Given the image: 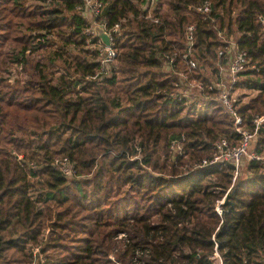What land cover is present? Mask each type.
Returning a JSON list of instances; mask_svg holds the SVG:
<instances>
[{
  "label": "trees",
  "instance_id": "1",
  "mask_svg": "<svg viewBox=\"0 0 264 264\" xmlns=\"http://www.w3.org/2000/svg\"><path fill=\"white\" fill-rule=\"evenodd\" d=\"M203 1L159 0L147 18L144 0H103L96 20L120 23L116 58L92 79L98 51L77 12L83 0H0V264L31 263L46 228L43 264H218L215 249L221 264H264V165L247 162L235 182L230 165L200 166L215 139L234 145L240 135L213 98L197 107L171 96L175 71L205 86L204 70L217 77L223 38L236 35L248 62L233 90L255 92L235 95L254 129L264 114V0H211L205 17L189 10ZM191 23L200 63L189 73L179 55ZM255 150L264 154V124ZM64 157L70 178L55 164Z\"/></svg>",
  "mask_w": 264,
  "mask_h": 264
},
{
  "label": "built area",
  "instance_id": "2",
  "mask_svg": "<svg viewBox=\"0 0 264 264\" xmlns=\"http://www.w3.org/2000/svg\"><path fill=\"white\" fill-rule=\"evenodd\" d=\"M158 1L159 0H144L141 9L148 12L147 18H152L153 10H155ZM103 4V0H83V5L77 7V12L90 21V25L83 30L84 33L88 35L87 43L89 47L98 51L97 60L99 62V68L92 79L99 74H109V71L112 70L115 65L116 51L113 48V40L114 35H116L120 29V23L117 22L113 26L108 27L105 18L100 21L96 20V17L99 16L102 11ZM188 8L194 13L201 14L205 17L211 11V0H205L199 4L191 5ZM154 21L157 22V18H154ZM262 22L264 24V20ZM96 26L101 27L106 32L110 42L109 46L105 45L103 41L96 36ZM194 31L195 25L192 23L183 27L184 43L187 50L179 55L180 60L186 65L189 73L198 66V63L190 56L191 47L194 42ZM93 38H96L97 41L95 44H90L89 42ZM224 39H227V37L223 38V41L227 42L228 45L218 52V56L224 57L226 63L219 67L216 80H211L210 83L205 86L201 80L190 78L189 74L185 71H175L174 73L177 75V81L174 82V89L171 96L179 99L184 98L186 100L185 104H188L192 101L191 99L194 92L205 93L206 89L214 91V94L208 95L206 93V95L209 96V99L213 98L216 100L224 112L229 115L232 120L233 130L240 135V139L238 143L234 145H232L226 137L215 139L212 143V154L210 159L202 160L200 166L219 163L230 165L232 169V182H235L241 176L245 163L255 160L264 165V154L257 153L255 150L259 129L264 124V114L251 120L254 125L253 130L244 127L243 119L238 112L233 87L238 81L239 75L246 70V64L248 62L247 53L238 48L235 40L230 41ZM165 57L168 58V68L174 67L177 52L175 51L171 55H165ZM198 106H201V104L197 103V107ZM182 140H184V137H182ZM182 140H173L170 143L169 148L174 155L183 152ZM55 164L66 177L70 178L73 175V165L66 157L56 158ZM223 201L224 198L219 201V204L223 203ZM216 210L219 214L221 213L219 206L216 207ZM212 257L218 258V264H221V259L216 249Z\"/></svg>",
  "mask_w": 264,
  "mask_h": 264
},
{
  "label": "rangeland",
  "instance_id": "3",
  "mask_svg": "<svg viewBox=\"0 0 264 264\" xmlns=\"http://www.w3.org/2000/svg\"><path fill=\"white\" fill-rule=\"evenodd\" d=\"M234 36H236V35H234ZM234 36H233V38L232 37L231 38L227 37V39H224V40L234 41V38H235ZM193 56H194L195 59L193 58ZM193 56H191V57L196 62H198V64H199L200 61L195 57V53H194ZM163 62H164L163 69L167 71L168 70L167 60L164 59ZM12 75H13V77L11 76L10 78L6 79V81L2 82L3 83V85H2L3 90L6 91V92H8L10 90V87L9 86H11V84H13V82H14L13 79H14V76L16 75V73H14ZM203 75L206 76L208 79H210L212 81L216 80V78H217L216 77V73H212V69H210V70H204L203 71ZM20 78L21 77L18 76L17 79H20ZM238 92L239 93H234V95L240 94L242 96V99H243L244 102H246L248 100V98H250L251 96H253L255 94L254 91H250V90H238ZM208 99H209V96L206 95V93H204V92H194V94L192 95V99L191 100L193 102L194 101H197V103L200 104L203 101L208 100ZM175 155H177V154H175ZM246 164L247 163H245L244 166H243V169H242V172H241V176H244L245 174H247V172H246ZM188 168H189V166L186 164L183 167L177 168L176 173L185 172L186 170H188ZM166 173H168V171ZM48 231H49L48 228L44 229L42 231V235H41V240L42 241L39 242L40 245H38V246L35 245L34 247H32V249H31V252H32V262L29 263V264H43V263H45V261H46L45 260V256H48L50 253H49V251H45L44 253H41L40 252V249H39V246H45L44 244L47 243L46 240H47V236L49 234ZM14 256L15 257H19L18 255H14Z\"/></svg>",
  "mask_w": 264,
  "mask_h": 264
},
{
  "label": "water",
  "instance_id": "4",
  "mask_svg": "<svg viewBox=\"0 0 264 264\" xmlns=\"http://www.w3.org/2000/svg\"><path fill=\"white\" fill-rule=\"evenodd\" d=\"M95 32H96V36L99 37L105 45H107V46L110 45L108 36H107L106 32L101 27L96 26Z\"/></svg>",
  "mask_w": 264,
  "mask_h": 264
}]
</instances>
